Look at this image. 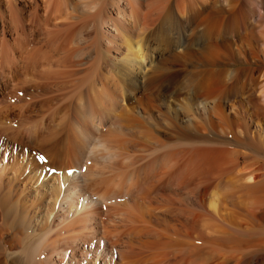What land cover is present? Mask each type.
Instances as JSON below:
<instances>
[{
	"label": "bare ground",
	"instance_id": "obj_1",
	"mask_svg": "<svg viewBox=\"0 0 264 264\" xmlns=\"http://www.w3.org/2000/svg\"><path fill=\"white\" fill-rule=\"evenodd\" d=\"M41 17L66 26L56 45L31 47ZM5 34L0 77L20 61L36 68L41 110L57 79L95 73L66 107L65 151L51 162L68 161L30 171L39 197L11 201V232L0 228L5 258L264 264V0H0ZM171 127L184 139L166 133ZM159 131L174 142L153 136Z\"/></svg>",
	"mask_w": 264,
	"mask_h": 264
},
{
	"label": "rangeland",
	"instance_id": "obj_2",
	"mask_svg": "<svg viewBox=\"0 0 264 264\" xmlns=\"http://www.w3.org/2000/svg\"><path fill=\"white\" fill-rule=\"evenodd\" d=\"M40 14L43 15V12H40ZM41 18H43V17H41ZM48 21L49 20H45L44 18L41 19L40 23L38 25L36 24V27L35 26L33 27L32 30H34V31H30L29 40L31 42L30 43L31 47L33 45H34L33 47H37V45H39L40 43H48V44L52 43V44L56 45L59 37L61 35H64L66 26H63L64 27L63 28L62 26H56L54 24V22H52V21L51 22H48ZM42 22H45V23H42ZM52 25H54V26H52ZM51 27H52V29H51ZM5 35H3V36L0 35V38L2 37L5 40H7V42H8L12 38V36L10 37V34H5ZM42 36H44V37H42ZM20 62H19V66H21V68L15 70V73L13 72L12 75H8L6 78H4L5 80L0 77V84L3 81V83L6 84V87L8 86L6 88V91H4V92L0 91V107H1V109H3L2 111L0 110L2 112V113H0V226H1L0 228L2 230L4 229L3 231H5L4 233L6 235L10 234V232H11L8 225H9V222H11V220L13 219V216L11 213V205L13 204L12 202H16V199L18 198L23 203L27 202V204H28L29 202L34 201L36 198L39 197L40 189H39L38 185L34 182L35 178L31 179V177L28 178V176H27L30 173V171H32V173L34 174V172L41 171V169L43 167H45V169H47V170H48V168L49 169L51 168L50 170H56V167H57V170H60L65 165L67 157L66 156L63 157V155L61 156V161L63 160L62 162H64V163H61V161L57 162V163H54L51 161H52V158L54 157L53 156L54 150L60 149V147H61V150L63 149L62 151L63 152L65 151V147H66L65 145L66 144L64 143L65 145L63 146V141H64L63 138H64V135H66L68 133V129H70L69 120L67 119L68 118V113H67L68 109L67 108L69 105H72V103L74 105V103H76L77 99L79 98V96L82 93H86L88 91V89L91 87V84L94 80L93 78H95V76H92V74L95 75L92 68L91 69L90 68L89 69L84 68L86 70L83 69V72L81 71L75 75L64 77V80L63 79H57L56 81H57L58 86L57 85H56V87L53 86V88H51L52 90L50 92L48 91V93L47 92L44 93L45 96L47 94V96L52 95L50 97H53L51 105H49L50 107L46 108V107H48V106H46L45 108H43V110H41L40 108L36 107L37 106V100L39 98H41L40 96H42L41 95L42 93L39 90H38L39 92L37 91V82H36L37 79L36 78H38V79L40 78L39 72L37 73L36 68H34V70L33 69L32 70L31 69L25 70V68H22L25 66V65H23V64H25V61H23L21 64H20ZM51 69H53V68H51ZM25 71L27 74L25 73ZM30 73H31V75H30ZM23 74H25V75H23ZM81 74L85 75V76H82ZM69 77H71V78H69ZM10 78H12L14 80H11ZM66 78H69V80ZM82 79H85L86 81L82 80ZM58 80H59V82H58ZM33 82H34V84H33ZM71 82H73V83H71ZM11 83H13V84H11ZM69 83H70V85H68ZM81 83H83V85ZM8 84H10V85H8ZM14 84H15V86H14ZM61 85H62V87H59ZM16 87H17V89H16ZM31 87H32V90H31ZM75 89H77L78 91L77 90L74 91ZM70 96L71 97L73 96V97L71 98ZM12 99L14 102H12ZM63 99H64V101H63ZM66 99L67 100L69 99V100L67 101ZM54 101H55V103H54ZM15 104H16V107L18 106L17 108L15 107ZM25 104L26 105L29 104V108H27L28 106H26ZM6 105H7V108H6ZM32 105H35V106L33 107ZM12 106H14V109ZM19 107H20V110H18ZM8 108H10V109L8 110ZM4 109H6L5 112H4ZM50 109H52V110L50 111V113L47 114V111H49ZM26 110H27V112H26ZM65 112L67 115H64ZM10 113H12V114H10ZM44 114H46V115L43 116ZM63 127H65V128H63ZM4 129H6V131ZM72 129H73V127H72ZM64 132H66V133H64ZM11 133L13 134V136H17V134H18V139L16 141H14V139H11V135H12ZM15 133H17V134H15ZM166 133L171 134L174 137H180L181 136L180 138H182V139H184V137H185L175 127L169 128V130H167ZM56 134H58L59 136ZM161 134L162 133L159 131V133H153V136L157 135L156 137L159 140H161L167 144L168 143L172 144L174 142V141H172V142L165 141L162 138V136L160 137ZM19 136H20V139H19ZM217 136L218 135L216 133L211 134L212 138L219 139V140L224 139L223 136H222V138L220 137V135L218 137ZM53 137H54V139L56 138V140H54ZM228 138H230V137H228ZM21 139H23V140H21ZM60 140H62V141H60ZM39 145L41 147L43 146V149H39L40 148ZM182 145L185 148L187 147L186 143L184 145V142ZM231 145H229V147L231 149L232 148H236V150L237 149H239V150L243 149L241 147L242 145H240L238 143L232 142ZM150 147L154 148V146L152 144H150ZM50 150L52 152V156H51ZM63 152H61V153H63ZM46 154H47V156H45ZM157 154L158 153H155L154 155L156 156ZM47 157H48V159H46ZM49 159H51V160H49ZM258 159H259L260 163L264 162V155H262V157L259 156ZM67 161H68V159H67ZM143 176H144V174H142V172H140V176H139L140 178L138 177L139 178L138 181L140 180L141 184L143 182L141 179ZM35 190H37V192H34ZM130 205H131V203H130ZM118 209H120L121 210L120 212H122V210H124V211L127 210V206L122 204V205H119ZM112 215H114V214H112ZM112 215H110V216H112ZM111 220L114 223V224H112L113 227L118 228L119 225H121L122 221H120L119 218H111ZM117 224H119V225H117ZM5 257H6V254L3 251H0V264H24L25 259L22 261L23 258H21L19 256H13L10 259H7Z\"/></svg>",
	"mask_w": 264,
	"mask_h": 264
},
{
	"label": "snow or ice",
	"instance_id": "obj_3",
	"mask_svg": "<svg viewBox=\"0 0 264 264\" xmlns=\"http://www.w3.org/2000/svg\"><path fill=\"white\" fill-rule=\"evenodd\" d=\"M55 171V170H54ZM69 176H72L73 175V172L72 171H69L68 173Z\"/></svg>",
	"mask_w": 264,
	"mask_h": 264
}]
</instances>
